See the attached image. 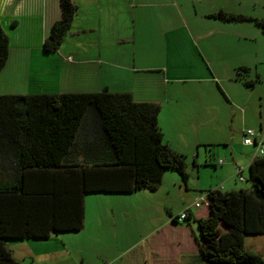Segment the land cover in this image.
Wrapping results in <instances>:
<instances>
[{
  "label": "rangeland",
  "instance_id": "rangeland-1",
  "mask_svg": "<svg viewBox=\"0 0 264 264\" xmlns=\"http://www.w3.org/2000/svg\"><path fill=\"white\" fill-rule=\"evenodd\" d=\"M257 1L77 0L78 10L71 28L59 49L45 57L41 52V39L48 34L50 22L57 18L56 8L54 13L46 10L44 19L38 13L44 0H0V24L11 40L9 59L0 72V93H32L45 89L82 92L94 90L103 82L111 90H131L136 100L164 102L167 87L204 89L207 94L213 91L207 100L213 103L212 114L199 116L192 125L204 133L202 139L206 143L199 145V154L195 150L186 156L188 185L175 170H167L156 190L144 188L131 193L90 194L85 205V229L60 233L58 238L54 235L44 243L12 244L13 255L21 264H31L32 258L33 264L41 261L52 264L51 256L59 253L49 250L52 246L49 243L58 240L65 243V251L71 249L72 253H79L80 250L85 259L93 263L97 257L91 250L95 249L94 254L97 250L107 253L110 248L106 246L112 243L99 242L107 243L115 236L121 240L113 244L130 242L127 245L133 244L138 252L142 241L155 250L159 248V235L169 238L181 234L171 225L170 216L195 203L203 205L206 189L223 184L221 177L227 174L225 166L230 164L234 169L232 158L239 162L245 152L243 129L252 127L254 131L264 133V32L255 21L243 20L226 21L230 26V33H226L215 27L222 21L205 15L206 10L233 11L236 8L239 13L264 18V1ZM35 5L37 9L30 13ZM15 18L20 21L19 27H15ZM80 29L85 31L77 33ZM99 38L100 44L93 46V41ZM118 38H128V42L115 44ZM17 40L23 41L24 47L20 48ZM226 42L230 47L220 48V43ZM122 48L128 51L127 66L137 69L121 70L108 64L78 62L80 58L113 55ZM40 55L43 58L37 60L35 57ZM29 63L31 78L26 75ZM241 65L251 67L250 78L255 72L259 74L261 80L254 88H246L235 79V69ZM211 75L216 81L206 79ZM224 95L233 101L235 111L231 110L234 108L228 105ZM242 107L246 108V123L241 116ZM173 112L169 104L163 106L161 115L167 128L174 133L190 132L183 126L187 116L179 112L174 117ZM213 153L215 161L227 158L223 167L215 168ZM219 171H224L222 176ZM248 173L242 174L246 180L239 181L242 184L239 189L250 188ZM169 175L175 177V183ZM178 222L183 223V218L180 217ZM191 224L197 231V224L193 221ZM97 235L103 237L99 242L95 239ZM244 244L247 250L264 258V234L248 235ZM152 253L156 258V252ZM173 257L175 260V254ZM197 259L189 263L202 264L196 262Z\"/></svg>",
  "mask_w": 264,
  "mask_h": 264
},
{
  "label": "trees",
  "instance_id": "trees-1",
  "mask_svg": "<svg viewBox=\"0 0 264 264\" xmlns=\"http://www.w3.org/2000/svg\"><path fill=\"white\" fill-rule=\"evenodd\" d=\"M59 6L44 53L59 49L78 10L76 0ZM209 16L253 20L264 32V18L222 9ZM9 48L0 24V72ZM251 70L235 69L246 88L261 80L257 72L250 78ZM159 110L129 91L0 93V264H21L12 244L82 230L87 195L156 190L167 170L186 182V155L164 141ZM248 172L250 188H209L205 213L186 209L183 220L197 224L202 264H264L244 244L248 235L264 234V151Z\"/></svg>",
  "mask_w": 264,
  "mask_h": 264
},
{
  "label": "crops",
  "instance_id": "crops-1",
  "mask_svg": "<svg viewBox=\"0 0 264 264\" xmlns=\"http://www.w3.org/2000/svg\"><path fill=\"white\" fill-rule=\"evenodd\" d=\"M242 1V0H241ZM264 1V0H262ZM77 2V0H76ZM255 2L257 3L258 1L255 0ZM52 4V9L51 4ZM56 5V7H54ZM39 7L41 8V11L38 13L42 14V16H44V19L47 17L46 14V10H49V12L51 10H53L54 13V8H56V14H57V18L60 17V6H59V0H56L54 2V0L52 1H46L44 0V2L42 4L39 5ZM36 5L34 6L33 11H31L30 13L34 12L36 10ZM221 10V9H219ZM218 10V11H219ZM234 12H239L236 11V8L233 9ZM217 11L215 10H206L205 15L208 18H212V19H218V18H214V17H210L209 15L212 13H215ZM30 13H20L22 15H26L29 16ZM50 14V13H49ZM16 15V14H15ZM257 15H255L256 17ZM56 18V19H57ZM16 19V18H15ZM54 19V20H56ZM17 20V19H16ZM53 20V21H54ZM220 20V19H218ZM50 22V26L53 23ZM222 21L221 23H218L217 25H215L217 30H223V32L226 33H230L228 32L230 26L229 23H227L226 21L220 20ZM16 23V22H15ZM20 25V21L17 20L16 26L15 27H19ZM95 30V29H93ZM85 31V29H80L77 31L78 32H83ZM74 33H76V31H74ZM22 35V33H20ZM20 34L17 35L20 36ZM23 34H28V33H23ZM46 37V35L44 34L41 42L43 43L44 38ZM19 41V40H17ZM128 42V38L124 39V38H118V41H114L115 44L117 43H122V42ZM20 42V43H19ZM17 42V44L22 47H24V45L21 43L23 41H19ZM101 39H96L93 41V46H96L97 44H100ZM11 43V40H10ZM225 47V49L229 48L230 45L226 42V43H220V48ZM57 51V50H56ZM53 51V52H56ZM24 52V51H23ZM41 52L44 54V56H49L51 55L53 52L49 53V54H45L44 51L41 50ZM256 50H255V54H256ZM114 54H100L98 56V58H93V59H84V58H80L78 60V62L80 63H97L101 66H103L104 64H108V65H112L117 69H121V70H135L137 69L136 66H127V62L129 60V55H128V51L125 48H122L121 50H118L113 52ZM258 54V53H257ZM20 55V54H19ZM37 60L43 58L41 55L40 56H36L35 57ZM242 66V65H241ZM246 66V65H243ZM250 67V66H249ZM28 69L27 72V76L28 78H31V63H29L26 67ZM251 68V67H250ZM98 70V69H96ZM215 76L211 75L209 77H206L207 80H209L210 82L216 81L215 80ZM103 89H108L109 91L112 92H118V91H129L131 92V90H128L126 88H119V89H113L111 90L110 87L106 84H104L103 82L99 85V87H97L94 90H86V91H82V92H89V91H100ZM58 92V91H51L50 89H45L42 92ZM61 92V91H59ZM64 92V91H63ZM68 92H78V91H68ZM208 92V91H207ZM206 90L204 89H172L167 87L166 89V97L163 98L162 100L156 101V100H139V101H153L156 102L160 105V110L158 113V124L161 128V131L163 133V139L166 143H168L174 150L184 154L187 156L188 153L193 152L196 150V154H199L198 151V147L199 145L206 143L205 141L203 142V134L202 132H200V130L192 128L193 122L195 123L197 121V119L203 116H209L212 114V108H213V103H210L208 100V94H213V91H210V93L207 94ZM34 93V92H32ZM133 95V92H131ZM210 94V95H211ZM225 96V100L226 102H228V105L233 106V101H231L226 95ZM134 97V95H133ZM207 97V99H206ZM135 99V97H134ZM136 100V99H135ZM165 104H169L171 109L174 111V117H176L177 113H182L184 115L187 116V122L184 123L183 122V126L184 128L190 130V132L187 131H183V132H177L174 133V130H171L170 128H167V124L166 121L163 119V115H161V112L163 110V106ZM230 109V107H228ZM234 109H231L233 111H235V106H233ZM241 116L243 117V122L246 123V108L242 107L241 108ZM180 120L182 118H179ZM198 128H200V126H196ZM253 129L252 127H248L247 129ZM245 129H243V137H245ZM256 135H255V141L252 144H246L244 143V138H243V144L244 146H246L245 152L242 156V160H240L239 162H236L237 160H235V157L232 158V161L235 163L234 165V169H237L236 173L234 172L233 167L229 164L226 165V172L227 174L222 176L221 172L224 171H219V173L221 174V181H223L219 187H214V188H220L222 190H235V189H239L240 187H242V184L239 183V181H243L246 180V176H243L245 174L248 173V168H249V164L250 162L258 155H260L259 153V147H262L264 149V133L259 131H255ZM214 153L212 154V160L215 161V158L213 156ZM206 156V155H205ZM209 156H211V153L209 154ZM211 159V158H210ZM220 160H222V162H220ZM225 162L227 161V158H224ZM224 160L223 158H218L214 163H215V168L218 165H222V167L224 166ZM245 171V174H244ZM247 172V173H246ZM198 174L200 175V169L198 166ZM243 174V175H242ZM164 176V175H163ZM170 179L172 178V181L175 183V177H173V175H169ZM180 176V175H179ZM242 176L243 178L241 179ZM178 177V176H177ZM181 178V177H180ZM182 180V178H181ZM188 180H189V173H188V179L186 180V184L188 185ZM183 181V180H182ZM209 189V188H208ZM205 190V189H204ZM207 190V189H206ZM87 195L85 197V203H84V227L82 228L85 229L86 224H85V205H86V201L88 199ZM206 199V193L204 196V202ZM197 204V203H195ZM206 208L205 205H193V206H187L185 208H183L182 211H186V209H190V212H196L198 214H203L206 212ZM180 212L179 214L176 215H171V222H172V226L179 231L181 234L180 235H173L172 237L169 238H165L162 235L160 236V240L159 243L157 244V246H159V248L156 247V249L154 250L152 246L147 247L144 242L142 241L140 243V248L141 251H136L134 249H136V247H133V244L131 245H127V243L130 242H126V241H122L124 244H113L116 240H121L118 237H114V239H112L111 241L107 242V243H103V242H99L102 240V235H97L95 239L98 240V242L100 244H110L112 243L110 246H106L109 247V251H107V253H105V251L101 252L99 250H97L96 254H94L95 249L91 250V254L95 255L97 257L95 262H91V260H86L83 253L78 250L79 253H77V251L75 253H72V250L69 249L68 251H65V243L61 242L60 240H58V242L54 243H49L52 244V246L49 248V250H54L56 252H58L59 254L56 256H51V261H53L52 264H191L189 262L191 261H195L196 258H198L196 260V262L200 261V256L198 254V246L196 244L195 238L193 236V233H195V228L193 227V225H188L185 221L183 223H179L178 221L180 220V215L181 213L184 212ZM177 217V222H174L172 218ZM81 231V230H80ZM78 232V231H77ZM58 236H60L59 234L55 235V237L58 238ZM90 237V234H89ZM54 238L53 236L46 239V240H24L22 241L23 243H25L26 241H32L34 243H44V241H49L50 239ZM91 239H94L92 237H90ZM89 239L88 241L91 242L92 240ZM125 239V238H123ZM114 240V241H113ZM19 242V243H22ZM16 243V244H19ZM40 246H44L45 244H39ZM38 245V246H39ZM152 252H156V258L154 257V254ZM71 253V255H70ZM175 254L176 259L174 260L173 255ZM70 256L72 257L70 259ZM58 257V258H57ZM32 258V257H31ZM187 259V261H186ZM61 260V261H60ZM49 262V263H50ZM31 264H33V258L31 261ZM34 264H47L45 262L42 263H34Z\"/></svg>",
  "mask_w": 264,
  "mask_h": 264
},
{
  "label": "built area",
  "instance_id": "built-area-1",
  "mask_svg": "<svg viewBox=\"0 0 264 264\" xmlns=\"http://www.w3.org/2000/svg\"><path fill=\"white\" fill-rule=\"evenodd\" d=\"M255 135L256 132L253 129H247L245 131V137H244V143L246 144H252L253 142H255ZM264 149L263 148H259V152L263 153ZM220 162H222V160H220ZM241 179L243 178L242 176H240ZM196 205H199V203H197ZM180 217L184 218L185 217V212L181 213Z\"/></svg>",
  "mask_w": 264,
  "mask_h": 264
}]
</instances>
